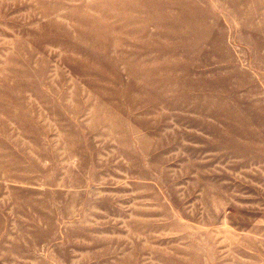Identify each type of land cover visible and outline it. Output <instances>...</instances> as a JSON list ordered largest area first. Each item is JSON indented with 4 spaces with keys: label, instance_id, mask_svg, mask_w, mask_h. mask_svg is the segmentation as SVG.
Returning a JSON list of instances; mask_svg holds the SVG:
<instances>
[{
    "label": "rangeland",
    "instance_id": "rangeland-1",
    "mask_svg": "<svg viewBox=\"0 0 264 264\" xmlns=\"http://www.w3.org/2000/svg\"><path fill=\"white\" fill-rule=\"evenodd\" d=\"M0 264H264V0H0Z\"/></svg>",
    "mask_w": 264,
    "mask_h": 264
}]
</instances>
